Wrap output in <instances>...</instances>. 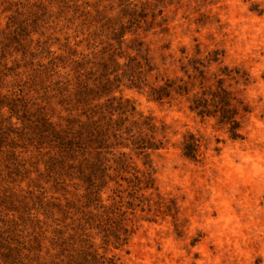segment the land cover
Wrapping results in <instances>:
<instances>
[{
    "label": "rangeland",
    "instance_id": "obj_1",
    "mask_svg": "<svg viewBox=\"0 0 264 264\" xmlns=\"http://www.w3.org/2000/svg\"><path fill=\"white\" fill-rule=\"evenodd\" d=\"M0 264H264V0H0Z\"/></svg>",
    "mask_w": 264,
    "mask_h": 264
},
{
    "label": "trees",
    "instance_id": "obj_2",
    "mask_svg": "<svg viewBox=\"0 0 264 264\" xmlns=\"http://www.w3.org/2000/svg\"><path fill=\"white\" fill-rule=\"evenodd\" d=\"M205 95L197 97L194 100L192 110L197 111L202 116L214 115L218 112L221 113L222 120L231 125V131L234 137H239L237 134L240 127L237 121L238 111L232 107V99H229L227 91L220 88L216 92H210V98H207ZM168 96L169 94L163 93L162 90H156V100H162Z\"/></svg>",
    "mask_w": 264,
    "mask_h": 264
}]
</instances>
